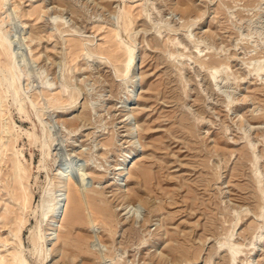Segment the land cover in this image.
Masks as SVG:
<instances>
[{
  "label": "rangeland",
  "instance_id": "obj_1",
  "mask_svg": "<svg viewBox=\"0 0 264 264\" xmlns=\"http://www.w3.org/2000/svg\"><path fill=\"white\" fill-rule=\"evenodd\" d=\"M0 28L2 264H264V0H0Z\"/></svg>",
  "mask_w": 264,
  "mask_h": 264
},
{
  "label": "bare ground",
  "instance_id": "obj_2",
  "mask_svg": "<svg viewBox=\"0 0 264 264\" xmlns=\"http://www.w3.org/2000/svg\"><path fill=\"white\" fill-rule=\"evenodd\" d=\"M1 40L3 41V40H5V38L3 37V35L0 31V42H2ZM5 44H7V43H5ZM2 45H4V44H2ZM12 58L13 57L11 56L10 63L13 60ZM134 65H135V59L132 60L131 68H133ZM12 69H13V67H12ZM13 76H15V74ZM17 78H19V77H17ZM4 84H5L4 86H6L7 88H10L11 87L10 78L9 79L5 78ZM19 93H20V91H19ZM134 109H135L134 105H131L130 107H128V110L125 112L124 116H126L127 119L130 116L133 118L134 117V114H133ZM127 119H125L124 121H126ZM125 126L129 127V128H127V130H129V131L132 130V127L129 126L127 121L125 123ZM132 154H133V151L127 152L123 155L121 163L119 164V166L117 168L118 176L128 174L127 168L129 167V165L131 164V162L133 160V158H131ZM72 164H73L72 161H67L64 164L63 169L58 173L57 183H56V188H55L56 194H55L54 198L50 200V205H49L48 210L47 211L45 210V212L43 213V215H44L43 224L41 223L42 221L37 222V229L35 231H32L31 234L28 236L30 238V240L32 241V243L33 242L35 243L36 255L39 257L40 262H43L44 259L51 254L50 251H51L53 245L55 244L56 240L59 238L58 223H59V220L63 214L64 207L67 204V200H68V196H67L68 194L67 193L69 191V188H68V186H69L68 185L69 184V182H68L69 174L66 173V169L68 167L71 168ZM121 184H123V183H117L118 193L122 192ZM120 196L125 198L124 193H121ZM42 201H44V200H42ZM44 202L42 203L41 206H44ZM20 230H21V225L18 226L17 232H19ZM2 262H3L2 256L0 255V264H2ZM8 264H27V263H26L24 257L22 256L21 252H14V253L9 252Z\"/></svg>",
  "mask_w": 264,
  "mask_h": 264
}]
</instances>
